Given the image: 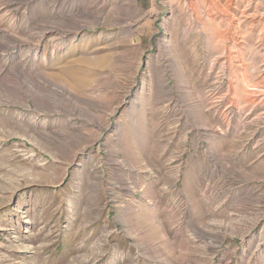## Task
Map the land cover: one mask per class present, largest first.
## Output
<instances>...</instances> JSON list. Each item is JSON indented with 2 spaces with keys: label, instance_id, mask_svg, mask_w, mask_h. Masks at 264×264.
Instances as JSON below:
<instances>
[{
  "label": "rangeland",
  "instance_id": "1",
  "mask_svg": "<svg viewBox=\"0 0 264 264\" xmlns=\"http://www.w3.org/2000/svg\"><path fill=\"white\" fill-rule=\"evenodd\" d=\"M0 264H264V0H0Z\"/></svg>",
  "mask_w": 264,
  "mask_h": 264
}]
</instances>
